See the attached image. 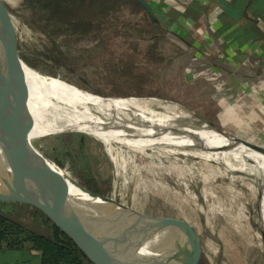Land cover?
Segmentation results:
<instances>
[{
    "label": "rangeland",
    "instance_id": "374dc122",
    "mask_svg": "<svg viewBox=\"0 0 264 264\" xmlns=\"http://www.w3.org/2000/svg\"><path fill=\"white\" fill-rule=\"evenodd\" d=\"M0 5L6 13L0 31L12 52L7 72H16L0 87V99L27 124L60 125L30 117L23 64L92 96L145 98L160 104L151 107L159 116L175 112L181 124H206L264 147L259 127L253 129L250 121L246 126L244 115L238 124L230 119V103L246 100L230 97L228 83L220 79L225 75L210 67L215 51L194 41L203 52L193 60L177 33L155 23L137 0H0ZM29 139L58 167L80 215L112 227L109 237L122 247L134 245L147 264H264L263 195L259 199L254 175L149 150L130 164L125 185L122 178L115 183L103 145L86 133ZM20 171L0 151V193L6 194L0 214L51 236L57 225L35 196L32 200L26 172L20 182L12 178ZM100 225L95 226L105 230Z\"/></svg>",
    "mask_w": 264,
    "mask_h": 264
},
{
    "label": "bare ground",
    "instance_id": "6f19581e",
    "mask_svg": "<svg viewBox=\"0 0 264 264\" xmlns=\"http://www.w3.org/2000/svg\"><path fill=\"white\" fill-rule=\"evenodd\" d=\"M5 20L6 13L0 5V25ZM11 56V49L5 44L0 31V80L4 77ZM23 68L30 117L60 124L46 127L28 124L29 138L47 137L70 130L82 131L101 142L113 165L115 183L122 178L125 185L130 179V164L145 159L149 150H158L161 155L175 160H179L180 155L194 156L209 167V163L214 162L223 166L225 171L254 175L257 191L263 195L260 207L264 229V154L243 144L233 143L206 124H181L182 117L175 112L159 116L151 109L159 104L154 101L135 97H95L84 90L73 89L71 84L57 78L47 79L26 64H23ZM66 95L68 99L62 100ZM33 184L36 198L53 211L34 181ZM93 226L97 232L102 231ZM106 229L113 228L105 226L104 231Z\"/></svg>",
    "mask_w": 264,
    "mask_h": 264
},
{
    "label": "crops",
    "instance_id": "0c3cea01",
    "mask_svg": "<svg viewBox=\"0 0 264 264\" xmlns=\"http://www.w3.org/2000/svg\"><path fill=\"white\" fill-rule=\"evenodd\" d=\"M162 15L177 36L192 44L193 60L205 50L215 51L213 69L225 75L230 103L229 116L238 124L261 131L264 141V0H146ZM156 14V13H155ZM157 19H158V15ZM168 28V27H167ZM191 36L192 38H189ZM228 104V103H227ZM42 252L30 245L0 248V264H42Z\"/></svg>",
    "mask_w": 264,
    "mask_h": 264
},
{
    "label": "water",
    "instance_id": "95a60500",
    "mask_svg": "<svg viewBox=\"0 0 264 264\" xmlns=\"http://www.w3.org/2000/svg\"><path fill=\"white\" fill-rule=\"evenodd\" d=\"M137 1L145 8L153 21L158 20L154 10L146 0ZM9 67L10 62L3 79L1 78L2 80H0L2 83H0V87L5 82L3 86L5 88L8 78L13 77L16 73H12V71L7 72ZM214 130L226 138L231 139L237 145L243 144L252 150L264 154V147L261 145L233 137L218 129ZM72 131L82 132L79 130H70L65 133ZM28 132L29 127L24 116L10 108L6 102L0 99V151L4 157L14 161L21 168L19 173H14L12 176L14 181L20 182V175L26 172L32 200L33 196H35V202L38 207L54 220L57 228L62 230L93 264H147L134 245L129 244L125 247L118 245L109 237L111 230L106 229V231L102 230L97 232L93 225L100 224L93 223L80 215L69 196L63 176L57 171L58 167L33 145L29 139ZM33 181L41 190L45 201L56 213L60 222L54 219L37 201ZM10 184L8 185V189H11ZM12 184H15L16 187L20 186L16 182ZM261 196L260 192L259 199ZM0 200H6L5 193H0Z\"/></svg>",
    "mask_w": 264,
    "mask_h": 264
},
{
    "label": "trees",
    "instance_id": "16d2710c",
    "mask_svg": "<svg viewBox=\"0 0 264 264\" xmlns=\"http://www.w3.org/2000/svg\"><path fill=\"white\" fill-rule=\"evenodd\" d=\"M154 12L158 15L155 23L169 28L162 21L167 17L157 9H154ZM180 41L187 47L192 46L182 38ZM26 244L42 252V264H87L89 262L77 245L59 228L55 227L53 235L46 236L27 230L20 223L0 214V248L22 247Z\"/></svg>",
    "mask_w": 264,
    "mask_h": 264
}]
</instances>
